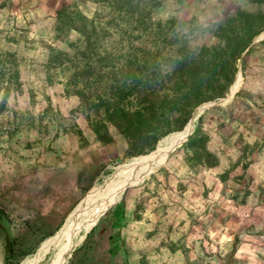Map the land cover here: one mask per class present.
<instances>
[{"label": "rangeland", "instance_id": "1", "mask_svg": "<svg viewBox=\"0 0 264 264\" xmlns=\"http://www.w3.org/2000/svg\"><path fill=\"white\" fill-rule=\"evenodd\" d=\"M72 3L91 9L80 0H0V49L16 53L20 79L0 108V207L15 250L7 261L0 232V264H52L53 244L43 260L29 259L89 193H104L131 160L151 156L193 118L194 128L204 105L223 98L199 122L213 158L205 162L184 142L156 171L112 196L95 221L90 210L102 201L83 204L76 240L55 264H264V28L224 96L197 105L152 151L127 155L122 131L82 106L64 73L48 66L51 48H65L54 38L55 12ZM238 8L256 4L163 0L153 17L175 19L196 48L215 44L216 24Z\"/></svg>", "mask_w": 264, "mask_h": 264}, {"label": "trees", "instance_id": "2", "mask_svg": "<svg viewBox=\"0 0 264 264\" xmlns=\"http://www.w3.org/2000/svg\"><path fill=\"white\" fill-rule=\"evenodd\" d=\"M80 1L91 9L72 3L55 12L54 38L65 48H51L48 66L64 73L82 106L122 131L127 155L152 151L197 105L224 96L251 47L243 51L264 28V0H250L255 9L238 8L216 24L215 44L193 48L175 19L153 17L163 0ZM19 87L16 53L0 49V108ZM201 116L184 142L208 162L214 155L203 144ZM8 217L0 207L7 261L15 255Z\"/></svg>", "mask_w": 264, "mask_h": 264}, {"label": "bare ground", "instance_id": "3", "mask_svg": "<svg viewBox=\"0 0 264 264\" xmlns=\"http://www.w3.org/2000/svg\"><path fill=\"white\" fill-rule=\"evenodd\" d=\"M236 82L232 86L230 93H232V91H235L237 89L236 88L234 90ZM226 100H227L226 98H223L224 102ZM194 119L195 118H193L190 121V123L183 132H179L173 135L172 139H169L164 146L159 147L158 150L154 152L151 156L131 160L127 165L128 168L127 173H124L120 179L112 180L110 183L106 184L104 187V191H105L104 193L99 194L97 191H92L91 193H89V195L78 205V207L71 215L70 219L68 220L64 228L57 235L45 241L41 245L37 253L34 254V256L31 259H29V261L38 262L43 260L49 251L50 245L52 244L58 251L57 256L53 258L52 262L50 261L52 264H55V262L59 258L65 256L70 246L73 245L74 244L73 242L76 240L75 228L78 221H80V217L82 216V213L78 212L81 210L80 207H82L83 204L90 203L93 200L100 199L102 201L101 204L91 208L90 210L89 217L93 216V221H95V219L98 218V216L112 203V196L117 195L119 197L126 186L139 182L150 171H152L157 166L161 165L166 160L172 147L175 144H177L179 141H181L187 135V133H189V131L193 128ZM89 217L87 218L88 219L87 221H89Z\"/></svg>", "mask_w": 264, "mask_h": 264}, {"label": "water", "instance_id": "4", "mask_svg": "<svg viewBox=\"0 0 264 264\" xmlns=\"http://www.w3.org/2000/svg\"><path fill=\"white\" fill-rule=\"evenodd\" d=\"M254 41H252L249 46L253 43ZM248 46V47H249ZM248 47L243 51L242 55L245 53V51L248 49ZM235 92V91H234ZM219 101H223V99H218L217 101H214V102H208L204 105V107L201 109V111L198 113V116H200L202 114V112L205 110V108L209 107V106H212L214 104H218ZM193 131V128L189 131V133H187V135L181 140L179 141L177 144H175L172 149L170 150L171 152L176 148L178 147L179 145H181L184 141H186L187 137L189 134H191ZM160 167V166H159ZM159 167H157L156 169H154L153 171H151L150 173L156 171ZM149 173V174H150ZM132 185V184H131ZM130 186V185H129ZM126 189V187L124 188V190Z\"/></svg>", "mask_w": 264, "mask_h": 264}]
</instances>
